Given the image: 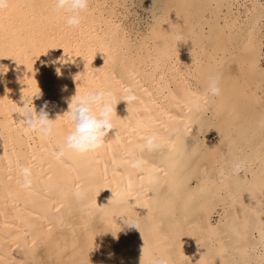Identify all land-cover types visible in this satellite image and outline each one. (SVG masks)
<instances>
[{
    "label": "bare ground",
    "instance_id": "6f19581e",
    "mask_svg": "<svg viewBox=\"0 0 264 264\" xmlns=\"http://www.w3.org/2000/svg\"><path fill=\"white\" fill-rule=\"evenodd\" d=\"M9 3L0 264H264V0H89L78 27L50 0ZM210 74L220 93L205 99ZM83 87L118 100L94 151L57 156L59 132L12 112L40 90L35 110L55 119Z\"/></svg>",
    "mask_w": 264,
    "mask_h": 264
},
{
    "label": "clouds",
    "instance_id": "9594fccd",
    "mask_svg": "<svg viewBox=\"0 0 264 264\" xmlns=\"http://www.w3.org/2000/svg\"><path fill=\"white\" fill-rule=\"evenodd\" d=\"M50 3L52 9L62 14L65 24L70 27H78L80 25L82 14L89 7V0H50ZM11 6L9 0H0V11H6ZM182 40L180 37H177L176 42ZM49 47L55 48L57 46ZM77 79L79 80V78ZM219 93L218 76L210 74L205 81L204 98L208 99L219 95ZM39 94L40 90L34 91L30 95L23 94V104L17 105L15 103L12 112L21 115L22 118L19 120L25 131L36 132L44 138L51 137L56 132H59L62 135L63 143L59 152L56 153L57 156L63 155L65 151L80 154L94 151L103 143L108 130L113 128L112 117L117 115L114 111V105L118 100H113L111 93L105 89L76 88L75 94L70 98L67 110L57 115L55 119L48 118L46 112L43 110V106L40 112L35 110L33 96H38ZM132 96L133 94L129 92V95L126 97L132 98ZM121 99L128 102V99L125 97ZM155 141V134L145 137V143L149 149L159 147ZM133 166H136L135 162H133ZM17 167L19 174L23 177L24 184H30L31 168L19 162ZM234 168L238 170V166L234 165ZM125 223L133 224L139 229L138 224L135 222ZM149 264H172V262L166 256L152 255Z\"/></svg>",
    "mask_w": 264,
    "mask_h": 264
},
{
    "label": "snow or ice",
    "instance_id": "6c2138e0",
    "mask_svg": "<svg viewBox=\"0 0 264 264\" xmlns=\"http://www.w3.org/2000/svg\"><path fill=\"white\" fill-rule=\"evenodd\" d=\"M126 99H128V100H130V99H132L131 97H125ZM138 227H139V225H137Z\"/></svg>",
    "mask_w": 264,
    "mask_h": 264
}]
</instances>
